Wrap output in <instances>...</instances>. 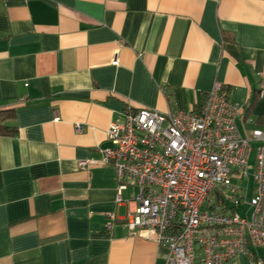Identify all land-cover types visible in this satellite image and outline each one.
<instances>
[{"label":"crops","instance_id":"0c3cea01","mask_svg":"<svg viewBox=\"0 0 264 264\" xmlns=\"http://www.w3.org/2000/svg\"><path fill=\"white\" fill-rule=\"evenodd\" d=\"M216 84L264 132V0H0V264H165L122 225L136 188L117 204L112 168L79 162L127 105L196 111Z\"/></svg>","mask_w":264,"mask_h":264},{"label":"built area","instance_id":"2783aa9c","mask_svg":"<svg viewBox=\"0 0 264 264\" xmlns=\"http://www.w3.org/2000/svg\"><path fill=\"white\" fill-rule=\"evenodd\" d=\"M123 115L109 127L110 146L99 150L100 160L79 162L81 169L96 163L112 168L117 204L124 202L123 191L136 188L130 197L136 207L123 227L165 247V264H223L238 255L253 263L252 249L264 248V132L240 135L241 107L218 84L196 111L127 105ZM243 206L240 215L236 209Z\"/></svg>","mask_w":264,"mask_h":264},{"label":"trees","instance_id":"16d2710c","mask_svg":"<svg viewBox=\"0 0 264 264\" xmlns=\"http://www.w3.org/2000/svg\"><path fill=\"white\" fill-rule=\"evenodd\" d=\"M15 128L14 127H8V126H1L0 125V132H2L3 134H8V135H14V130ZM253 264H264V257L262 258H259V257H256L254 255V259H253Z\"/></svg>","mask_w":264,"mask_h":264},{"label":"rangeland","instance_id":"374dc122","mask_svg":"<svg viewBox=\"0 0 264 264\" xmlns=\"http://www.w3.org/2000/svg\"><path fill=\"white\" fill-rule=\"evenodd\" d=\"M248 184V190H247V201L250 200V197H249V193L251 192V186H250V183H247ZM248 206H243V207H240L238 209H236V212L239 213L240 215H244L245 214V211L247 210ZM254 250V249H252ZM255 252L259 253V254H264V248H258V249H255L254 250Z\"/></svg>","mask_w":264,"mask_h":264}]
</instances>
